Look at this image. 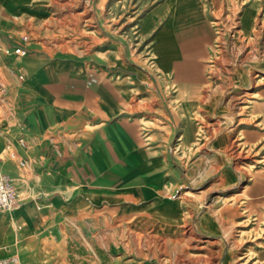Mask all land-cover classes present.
<instances>
[{
  "label": "rangeland",
  "instance_id": "rangeland-1",
  "mask_svg": "<svg viewBox=\"0 0 264 264\" xmlns=\"http://www.w3.org/2000/svg\"><path fill=\"white\" fill-rule=\"evenodd\" d=\"M11 1L18 8L7 26L12 22L19 25L17 36L31 35L32 42L44 51L73 57L86 69L120 65L126 69L125 82L136 79L127 73L130 68H145L149 83L141 82L139 96L146 98L149 92L156 96L143 99L134 112L145 116L151 128L171 133L169 154L181 167V184L156 203L128 207L126 219H119L114 207L108 211L96 206L67 217L52 233H42L37 225L31 229L29 221H23L32 230L27 232L28 240L34 242L29 260L37 264H264V204L253 197L259 163L227 154V137L217 145L216 138L231 128L224 98L216 101V110L222 107L216 116L212 91L202 103L192 101L185 84L199 81L179 80L172 73L186 61L182 31L200 25L199 33L209 38L201 43L198 55L191 56V64H197L183 67L208 78V68H220L219 62L228 87L249 82L240 87L252 92L246 103L248 111L242 115L249 122L240 127L244 139L250 132L251 141V132L264 130L261 109L255 108L264 99V83H255L264 80V8L253 5L248 14L251 27L246 30L241 29L242 19L253 0H219L220 12L217 0ZM5 8L0 2V11ZM218 17L222 19V45L216 41ZM166 27L170 31L167 44L163 37ZM164 53L169 59H163ZM0 81L3 130L17 122L18 108L7 91L13 80L1 68ZM214 84L212 79V88ZM215 116L223 131L212 137L208 125L212 127ZM238 134L237 129L233 137ZM262 142L264 138L259 137L249 143L253 158L263 154ZM4 144L6 147L7 139ZM245 160L254 164L246 171L241 167ZM13 210L16 206L0 212V220ZM134 212L138 216L129 217ZM186 227L192 235L189 239L183 232ZM2 234L0 227V257L21 256L4 247ZM196 243L205 247H196Z\"/></svg>",
  "mask_w": 264,
  "mask_h": 264
},
{
  "label": "crops",
  "instance_id": "crops-1",
  "mask_svg": "<svg viewBox=\"0 0 264 264\" xmlns=\"http://www.w3.org/2000/svg\"><path fill=\"white\" fill-rule=\"evenodd\" d=\"M0 2L6 6L0 11V68L13 80L7 91L15 97L18 108L17 122L0 130L1 169L13 178L18 199L17 210L0 220V227L5 248L24 256L22 259L16 255L24 263L36 262L29 260L28 253L34 242L28 240L27 232L32 230H27L23 221H29L31 229L37 225L42 233H52L67 217L96 206L108 211L114 207L119 219H126L130 214L126 212L128 207L156 203L167 191L181 184V167L169 154L171 133L151 128L145 116L134 112L142 106L143 99L150 101L156 96L152 92L146 98L139 96L141 82L149 83V72L145 68H130L127 73L136 75V79L125 82L126 69L120 65L86 69L73 57L44 51L32 42V37L26 56L9 53L7 49L22 43L24 34L17 36L21 27L13 22L7 26L18 5L11 0ZM216 2L220 12L219 0ZM262 2L253 0L245 11L241 29L251 27L248 14L254 10L253 5L264 8ZM215 22L218 25L216 41L222 45L219 25L222 19L218 17ZM200 30L199 25L182 31V57L186 60L182 63L185 68L189 67L187 69L197 64H191V56L198 55L201 43L209 38L208 34L199 33ZM168 31L166 27L163 33L166 44ZM164 54L163 59H169L168 53ZM218 64L219 70L208 68V78L198 71L194 74L186 71L183 65L176 66L172 73L179 80L195 78L199 81L198 85L185 84L184 89L189 91L192 101L202 103L212 91L216 116L222 108L216 110V101L224 98V106L230 110L226 121L231 128L216 138V143L219 145L223 136L227 137V154H239L259 163L257 168L261 172L253 197L258 196L264 204V152L253 158V150L248 146L250 142L255 143V139L264 138V130L251 132L249 141L250 132L244 139L240 127V123L249 122L242 115L248 111L246 103L252 93L240 87L249 82L239 81L228 87L222 80V64ZM212 79L216 80L213 88ZM255 83H264V80ZM224 90L229 93H223ZM259 107L264 121V99L255 106ZM210 125L212 137L223 131L217 117L212 120V127ZM237 129L239 134L233 137ZM262 145L264 147V142ZM248 160L241 165L245 171L254 166ZM137 216L135 213L129 217ZM189 230L187 227L183 230L188 239L192 236ZM195 245L205 247V244Z\"/></svg>",
  "mask_w": 264,
  "mask_h": 264
},
{
  "label": "built area",
  "instance_id": "built-area-1",
  "mask_svg": "<svg viewBox=\"0 0 264 264\" xmlns=\"http://www.w3.org/2000/svg\"><path fill=\"white\" fill-rule=\"evenodd\" d=\"M31 41L29 34H24L22 37V43L12 48H8L7 52L14 53L20 56H26L29 53L28 44ZM0 85L2 82L0 81ZM17 192L13 183V178L4 173L0 165V212H5L17 205ZM0 264H37L36 262H22L21 259L16 256L0 257Z\"/></svg>",
  "mask_w": 264,
  "mask_h": 264
}]
</instances>
